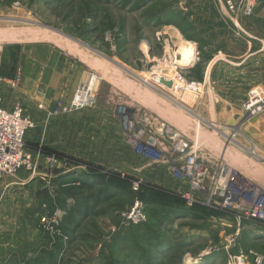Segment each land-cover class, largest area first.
<instances>
[{"label": "rangeland", "instance_id": "obj_1", "mask_svg": "<svg viewBox=\"0 0 264 264\" xmlns=\"http://www.w3.org/2000/svg\"><path fill=\"white\" fill-rule=\"evenodd\" d=\"M184 1L186 2L182 3V7L187 5L192 8L191 12L197 13L198 9H201L200 12L204 11L205 17L198 13V18L191 19V23L187 24V30L193 32L197 29L196 26H193L194 20L197 24L198 21L214 18L216 12L214 7L217 4L219 8L221 7L218 0H210L213 3L211 7L209 4L198 5V0ZM234 1L238 2L239 0ZM180 4V0H0V47L3 48L0 54L1 72L10 73L15 70L14 60L17 57V50L25 43L34 42L32 37L36 33L33 32L40 31V41H47L42 40L45 33L50 36L51 40L48 39V41L56 46L62 48H77L79 46L82 53H74L77 56L74 58L75 61L80 59L88 61V58H93L97 54L100 57L113 58L125 63L128 66V72L130 71L133 77L142 79L147 85V87L142 85L143 89L146 88L150 92H146L145 96L149 95L153 102L156 101L155 96L162 100L163 106H167L166 112L173 116L175 122L183 123L184 126L193 121L203 124L205 121L201 112L202 109H205L203 105L205 96L197 102L183 89H180L177 94L161 89L168 97H159L157 92L152 89V83L148 79L142 78L146 73L157 69L165 58L173 57L182 60V55L175 54L178 49L177 43L172 45L170 38L168 39L161 27L162 23H166L173 17H176L177 20L182 17L179 14L181 12ZM228 13L221 15L227 18ZM10 32L19 33V42L9 43L3 39V33ZM26 32L28 33L26 34ZM227 32L228 30H226ZM236 32L233 29L230 33V36L235 38L234 41L217 43L202 40L203 43H199V49L207 50V52L195 58L199 69L193 72L195 74L192 76L184 73L186 79L192 84L202 83L201 65H205L203 60L208 59L206 54L212 56L218 51L229 54H246L250 48L264 47V0H258L253 15L245 20L238 33ZM196 39H201V35H196ZM185 45L190 48L189 44ZM139 48L144 56L142 52H139ZM256 58L250 63L264 64V56L258 60ZM102 68L103 66L98 64L93 68L94 70L85 73V78L82 81L85 82L90 73L98 74L101 78L96 88L97 102L100 86L108 79ZM260 73L259 79H256L258 82H255L254 79L252 87L248 85L242 87V93L244 94V91L246 93V101L252 98L253 94H258L264 102V67ZM115 74L113 72L110 78L116 77ZM108 82L113 83L110 79ZM114 83L119 84L118 81ZM134 83L135 79L132 78L133 91ZM136 86V88L139 87L138 84ZM133 98L136 101L135 94ZM136 106L137 103L133 102L129 107L136 108ZM171 106L177 107V109L181 108L186 113L188 110L191 111L194 119L183 116L181 113L174 116L169 112V110H173ZM96 107L97 104L95 108L47 120L46 126H50L49 132L42 130L41 127L37 128L35 125V129L27 134L26 143L31 150L32 146L37 145L30 142L31 135L37 134V140L41 142L38 147L64 157L69 163L66 166L63 165L60 170L63 171L67 168L66 171H68L69 169L75 178L67 180L66 183L70 186L59 187L61 191L55 192L53 196L48 193V195L44 194L40 197L45 200L44 203L50 204L41 206L36 204V200L39 199L36 194L44 186L42 182L36 181L31 188L26 189L29 193L28 198L35 201V203H30L24 196L25 187L13 186L15 182H18L16 178L2 180L0 184V264H24L28 260L34 261L31 259L35 258V251L50 250L51 243L55 240L58 241L59 237L63 239L61 241L65 243V248L59 257L58 264H141L140 262L143 260L149 264H185L190 255L196 257L199 254L198 251L205 246L206 241L201 234H198V231L208 229L206 224L198 218L194 220L191 217H185V215L182 218H177L182 215L176 213L180 206L179 195L173 193L171 189L161 186L155 180L153 181L149 175L147 177L148 170L153 171L161 168L160 166L150 165V169L144 172L143 178L137 177L138 175L129 177L126 174H120L126 175L127 178L124 180L131 179V182L142 180L145 188L141 192H135L129 185L131 184L129 181L123 182L124 184L117 182L114 185L107 184L108 180L104 178V174L114 171L103 168L99 169L102 170L100 172L96 171V164L89 161L87 155L93 152L96 145L102 140L99 138L96 142L92 141V145L90 143L87 145L85 139L91 137L96 130L84 126L74 127L93 122ZM137 109L142 113L159 118L157 114L147 108L137 107ZM199 125L194 128L195 131L197 130L198 137V140L193 141L194 143L195 141L204 142L205 137L210 138L201 133ZM221 133L228 134L229 145L248 151V160L244 161L243 158L238 163L246 165L250 172V163L253 164L252 171L256 175L252 176L254 174L251 172L250 177L258 187L264 190V148L262 149V145L251 143L245 130L243 128L241 130V126ZM71 136H74L75 139H72ZM189 139L192 141L190 137ZM123 140L125 141V139ZM200 147L203 148L202 145ZM67 148L70 151L64 150ZM234 157L235 160L238 159V155ZM231 159L234 160L233 156ZM80 167H86V170L81 171L78 169ZM26 174L25 171L20 170L17 177L27 176ZM28 176L30 175L28 174ZM73 182H79V185H74ZM81 184L85 187L83 188ZM68 187L69 189H67ZM154 190L159 191L160 195H156ZM85 200L87 215L82 220L76 219L73 222L74 225L70 224L73 215H75L74 212L83 208L82 204ZM138 203L143 205L146 219L141 223L127 219ZM27 204L29 207L26 206ZM58 210L64 213L62 220H58L59 224L54 225L58 226L56 228L60 230L59 234L55 230L53 231L47 223L41 222L43 217L52 218ZM174 213L177 215L173 216ZM69 225L72 229L68 233ZM139 260L141 261L139 262Z\"/></svg>", "mask_w": 264, "mask_h": 264}, {"label": "crops", "instance_id": "obj_2", "mask_svg": "<svg viewBox=\"0 0 264 264\" xmlns=\"http://www.w3.org/2000/svg\"><path fill=\"white\" fill-rule=\"evenodd\" d=\"M198 1L200 3L198 2L197 4L200 6L209 4L211 7L213 4L210 0ZM185 2L184 0H180L181 12L179 14H181L182 17L178 18V20L176 17H173L166 23H162L161 27L168 36V39L170 38L171 44L174 45L177 43L178 49L180 44L185 43L190 45V54L187 53L189 58L188 63L184 66L186 69L183 70V72L188 74V76H192L195 74L193 72L199 69L197 66L198 63L195 62V58L207 52V50L199 49V43H203V41L217 43L234 41L235 38L231 37L230 33H232L233 29L238 33L239 28L242 27V23L247 19L236 22L228 13V9H226L225 6L219 8L217 4V6L214 7L216 9L214 18L202 22L198 21L197 24H195L194 20L193 26H196L197 29H194L195 32L188 31L187 24L191 23V19H196L198 13L199 15L203 14L204 17L205 15L204 11L200 12L201 9H198L199 12L193 13L191 12L193 11L192 8L187 7V5L186 7H182V3L185 4ZM206 9L208 8L206 7ZM222 13H228L227 18H224L221 15ZM226 30H228L227 33ZM196 35H201V39H196ZM49 37L48 35V38H42V40L47 41L34 40L32 43L21 45L16 52L17 57L16 60H14L16 65L14 71L10 73L6 71L1 72V67L0 76L2 75L4 79L9 81L18 79L16 88H11L7 84H3L0 88V95L3 97V107L5 109L13 110L16 106L21 105L24 111L32 118L33 122L36 123L35 125L37 128L41 127L42 130L49 132L50 126H46V121L64 116L49 117L48 112L58 104H69L75 95V91L84 80L85 73L94 70L93 68L99 64L101 67L103 66L102 71H105L104 75L108 78L106 80L109 81L110 79L113 83L104 79L105 81L101 84L98 91L99 100L97 102V109L94 110L96 111L94 112V121L74 126H84L96 130L91 137L85 139L87 145L88 143L92 145V141L96 142L99 138L102 140L101 143L96 145L95 150L87 155L89 156V161L96 164L97 172L102 171L99 169L103 168L108 171L126 174L129 177L138 175L137 177L143 178L145 175L144 172L150 169L148 160L146 161L144 158L137 155L132 148L126 145L123 140L121 124H119L117 119V105L127 104V106H130V104L134 102L137 103L136 108H147L157 114L160 120H164L173 126L180 124L174 127H176L177 130L179 129L187 137H190L192 141L198 140L194 128L200 124L201 133L208 135L210 138H205L206 140L204 142H195H197L198 145H202L206 153L216 158L222 157L229 168L237 171L241 176L247 179L249 178L248 180L253 182V179L250 177L252 175L251 172L254 174L252 176L256 175L255 172L252 171L254 169L253 164L250 163V172L246 165L244 166L238 163L243 158L244 161L248 160V151L237 146L229 145L230 143L227 139L229 137L227 136L228 134L221 132L226 130L230 131L237 126H241V130L242 128L245 130L248 140L251 141V143H260L262 149L264 148V114L257 119L253 118L252 120L243 122L245 115L244 103L247 97L245 91L244 94L242 93V87L245 85L252 87L254 83L253 80L259 79V75L261 74L260 70H262L264 64H255L254 62L253 64L250 63V61L252 62L256 56V60L263 57L264 47L255 49L250 48L247 50L246 54H229L225 52L222 53L221 51H218L212 56H207L206 54L208 59L203 60L205 61V65H201V73L203 76L201 77V85H204V89L206 90V98L203 102L205 109H202L201 115H203L202 117L205 122H203V124L202 122L197 124L193 121L184 126L183 123L175 122L173 116L166 112L167 106H163L162 100H159L155 96V103L150 99L149 95L147 97L145 96V93L149 91H147L146 88L143 89L142 85L146 87L147 85L142 79L135 76L133 77L130 71L128 72V66L125 63L113 58L100 57L97 54L94 55L93 58H88V61H83L82 59L75 61L74 58L77 56L74 53H82L79 46H77V48H62L48 41ZM72 43L74 44V42ZM81 49L84 48L81 47ZM139 52H142L140 48ZM150 52H152V50H150ZM142 55L144 56L143 52ZM144 62L147 61L144 60ZM113 72L116 73V77L111 79L110 77H112ZM132 78L135 79L134 91L132 89ZM117 81L119 82L118 85L114 83ZM255 82H258V80ZM136 84H138L139 89L136 88ZM152 89L157 92L159 97L166 98L163 91ZM134 94L136 95V101H134L133 98ZM39 106H43L44 109H41ZM172 109L173 110H169V112L174 116H178L181 113L183 116H189L194 119L191 113H186L181 108L177 109V107H172ZM71 138L75 139L74 136H71ZM30 140L33 144H37L32 146V150L35 151V146L41 143L37 140V134H32ZM67 140L69 141V139ZM83 145L84 143L81 144L82 147ZM39 148L40 147H38V149ZM64 150L70 151L68 148ZM235 155H238V159L236 160L234 157ZM231 156H233L234 160L231 159ZM79 170L84 171L86 167H82V169ZM42 172H45V170H42ZM54 174L53 192L44 189L43 186L39 189L40 192L36 194V197H39V199L36 200V204L39 206L42 204H49L48 202L44 203L45 200H42L40 197L44 194L48 195V193L53 196L55 192L61 191V187L68 186L66 182L75 178V175H72L69 169L68 171L57 169ZM82 174L84 175L86 173ZM26 175L27 176L20 175V177H16L18 182H15L13 186L25 187L24 196L27 198L26 201L35 203V201L28 198L27 195H29V193L26 189L29 187L31 188L36 181L42 182V184L44 183L41 178L31 180V177L28 176V174ZM146 175L147 177L149 175L153 181L155 180V182L161 186L171 189L173 193L178 195L184 193L187 189L185 185H179L173 179L170 170L164 166L153 171L148 170ZM28 204L26 205L27 207H29ZM206 213L207 212H204L203 215L201 213L197 215V218L202 220L208 227L206 230L203 229L202 231H198V234H201L202 238L206 241L205 246L202 250L198 251L199 254L196 255V257L189 254L190 256L186 263L230 264V256L236 258L243 256L245 257V264H255V257L252 255L254 254L263 258L262 264H264V227H258L249 223L238 226L230 217L228 218L227 216L220 215L212 216ZM191 218L194 220L197 219L194 217ZM235 236V243L230 245L229 249H227L226 246L229 244L230 239ZM216 245H218V247H216Z\"/></svg>", "mask_w": 264, "mask_h": 264}, {"label": "built area", "instance_id": "obj_3", "mask_svg": "<svg viewBox=\"0 0 264 264\" xmlns=\"http://www.w3.org/2000/svg\"><path fill=\"white\" fill-rule=\"evenodd\" d=\"M218 2L221 7L225 6L228 9L236 22H239L253 15L258 0L238 2L218 0ZM2 51L3 48L0 47V54ZM168 59L173 57L165 58L161 63H167L169 66L168 64L173 61ZM158 67L160 68V65ZM175 67L173 84L178 81L182 85L181 89L187 91L197 102L203 99L205 86L192 84L184 76V68L179 65ZM100 81L98 74L90 73L87 80L75 91L72 101L66 105H56L48 112L49 117L66 116L84 109L95 108L96 88ZM3 84L16 88L18 79L9 81L0 76V88ZM39 107L44 109L43 106ZM244 111L243 120L246 121L264 113V102L261 97L253 94L252 98L244 103ZM188 112L191 113L189 110ZM117 117L126 145L137 155L148 160L150 165L166 167L179 185L186 186V191L179 197L185 202L187 209L202 207L220 216L230 217L238 226L249 223L264 227V190L229 168L222 157L216 158L206 153L197 142L191 141L179 129L164 120L142 113L137 108L118 104ZM33 129L35 123L23 107L18 105L13 110L5 109L3 97L0 95V184L4 178H16L20 170H23L30 175L31 180L41 178L44 189L53 192L54 173L69 162L54 153L46 155L40 149L31 150L26 143V136ZM42 170L46 173H42ZM66 170L67 168L63 169ZM120 174L106 172L104 175L127 178L126 175ZM75 184L79 185V182ZM130 185L135 192H139L145 184L142 180H135ZM142 206L138 203L127 219L135 223L146 221ZM63 216L64 213L58 210L52 218L43 217L41 222L47 223L56 232L58 226L54 225H58V220L61 221ZM235 241L236 236L230 239L226 248L229 249ZM252 255L255 257V264H262L263 258ZM229 259L230 264H245L243 256L238 258L230 256Z\"/></svg>", "mask_w": 264, "mask_h": 264}, {"label": "trees", "instance_id": "obj_4", "mask_svg": "<svg viewBox=\"0 0 264 264\" xmlns=\"http://www.w3.org/2000/svg\"><path fill=\"white\" fill-rule=\"evenodd\" d=\"M185 68V67H184ZM186 69V68H185ZM36 147V149H38V146H35ZM40 149V148H39ZM40 150H42L43 152H44V154H46V155H51V153H54V154H57V153H55V152H53V151H49V150H47V149H40ZM59 157H62L61 155H59V154H57ZM62 158H64V157H62ZM104 178L105 179H107L108 180V182H106L107 184H110V185H114V184H116V182L117 183H123V182H128L129 181V183H130V181H131V179H129V180H124V179H122L120 176H118V175H116V176H112V177H108L107 175H104ZM104 179V180H105ZM74 185H75V183H73ZM124 184V183H123ZM81 185H83V184H81ZM130 185V184H129ZM68 186H70V185H68ZM131 186V185H130ZM85 186L83 185V188H84ZM145 188V185H143L142 186V189H144ZM67 189H69V187L67 188ZM141 189V190H142ZM141 190L139 191V192H141ZM155 191V190H154ZM155 193H156V195H160V192L159 191H155ZM179 197V196H178ZM179 201H180V206H178L179 207V210L178 211H176V213H178V215H181L180 217H177V218H182V216L183 215H185V217H194V218H197V215L198 214H202L203 215V213L204 212H207L209 215H212V216H218V214H216V213H212V212H210V211H208L207 209H205V208H202V207H197V208H194V209H187L186 207H185V202L184 201H182L181 200V198L179 197ZM85 203H86V200L84 201V204H82V205H84L83 206V208H79L78 210H76L74 213H75V215H73V219L71 220L72 221V223H70V224H73L74 225V221L76 220V219H79V220H82L83 218H85V216L87 215V205H85ZM146 203V202H145ZM51 204H52V202H51ZM50 205V204H49ZM176 213H174L173 214V216H176L177 214ZM206 213V214H207ZM147 214V213H146ZM198 217H200V216H198ZM72 229V227H71V225H69V227H68V233H69V231ZM56 233L57 234H59L60 233V230H56ZM67 234V233H66ZM61 240H63L62 238H58V241H53L52 243H51V248H50V250H44V251H41V249L38 251V252H34L35 253V258L34 259H31V260H34V261H30V260H28V261H26V262H24V264H45L46 262H47V264H58L59 263V257L61 256V254H63V251H64V248H65V243H63ZM161 255H163V254H161ZM150 255L148 254V257H149ZM147 257V258H148ZM141 260H139V262H140ZM141 264L142 263H147V261L146 260H143V261H141L140 262ZM2 264H6V263H2ZM9 264V263H8ZM147 264H149V263H147Z\"/></svg>", "mask_w": 264, "mask_h": 264}, {"label": "bare ground", "instance_id": "obj_5", "mask_svg": "<svg viewBox=\"0 0 264 264\" xmlns=\"http://www.w3.org/2000/svg\"><path fill=\"white\" fill-rule=\"evenodd\" d=\"M35 25V24H34ZM38 27V26H37ZM19 31V30H18ZM28 32H26L27 34ZM34 34L36 33L35 36H31L33 40H39V34H40V31H36V32H33ZM63 34V33H62ZM49 35V34H48ZM48 35L47 34H43V37L42 38H48ZM25 36V35H24ZM26 38V37H25ZM3 39L6 41V42H9V43H14L16 41L19 42L20 40V36H19V33L18 32H10V33H3ZM31 39V40H32ZM25 40V39H24ZM41 40V39H40ZM4 41V42H5ZM1 42V41H0ZM21 42V41H20ZM190 54V48L188 47V45H185V44H181L179 46V49L176 50V55H179L181 56L182 60H179V59H176L173 58L172 61L173 63H170L168 64L169 66H167V63H161L160 64V68L158 67L157 69H155L153 72H149V73H146L145 76L143 75L142 78L144 79H148L149 82L152 83V88L154 87V89H156L157 87V91H167L170 93V91H172L173 93L177 94L178 91H180L182 85L177 81H175V83L172 85V87L168 88L166 86V84H163L161 83V81L164 79L165 82H172L173 81V76H174V71H175V66L176 65H179L181 66L182 68H184V66L187 65V60L189 59L188 58V54ZM170 61V59H169ZM175 79V78H174ZM146 81V80H145ZM153 81V82H152ZM149 85V84H148ZM154 85V86H153ZM160 89V90H159ZM162 89V90H161ZM173 89V90H172ZM163 91V93L166 95V97L168 96L165 92ZM175 102V101H174ZM173 102V103H174ZM178 105V104H177ZM182 107V106H181ZM198 128V127H197ZM199 129V128H198ZM197 131V130H196ZM207 138V137H205ZM206 140V139H205ZM249 179V178H248ZM254 182V181H253Z\"/></svg>", "mask_w": 264, "mask_h": 264}, {"label": "water", "instance_id": "obj_6", "mask_svg": "<svg viewBox=\"0 0 264 264\" xmlns=\"http://www.w3.org/2000/svg\"><path fill=\"white\" fill-rule=\"evenodd\" d=\"M184 70H185V68H184ZM161 83L166 84V86H167L168 88L172 87V85H173V82H167V81L165 82L164 79L161 81ZM185 264H189V263H185Z\"/></svg>", "mask_w": 264, "mask_h": 264}]
</instances>
